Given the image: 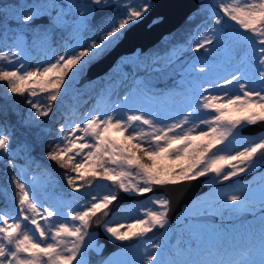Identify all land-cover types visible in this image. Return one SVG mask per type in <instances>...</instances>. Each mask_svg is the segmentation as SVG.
<instances>
[{
  "label": "snow or ice",
  "instance_id": "snow-or-ice-1",
  "mask_svg": "<svg viewBox=\"0 0 264 264\" xmlns=\"http://www.w3.org/2000/svg\"><path fill=\"white\" fill-rule=\"evenodd\" d=\"M110 3L117 12L94 23L97 9ZM150 7L151 0H70L67 5L16 4L0 13V38L12 34L11 46L0 51V82L6 93L24 97L30 124L49 117L87 66ZM216 9L191 49L216 58L195 57L182 69L180 90L157 97L145 86L143 102L134 91L114 102L101 97L75 119V108L66 110L47 141L44 157L52 164L44 167L62 170V190L76 194L75 203L60 194L41 199L45 185L54 187L50 175L43 182L26 174L12 176L18 211L0 209V264H89L87 253L103 248L93 225L109 241L130 245L101 264H264V185L257 198L245 186L232 184L186 212L193 217L258 211V245L235 254L228 250L231 244L223 254L205 244L214 232L210 225L186 223L173 230L171 200L154 192L201 177H212V183L232 181L264 166V132L242 135L246 126L264 124V0H216ZM29 31L31 46L25 42ZM57 32L60 41L54 39ZM33 50L46 58L29 66ZM10 141L0 126V158L15 168L7 159ZM121 193L152 195L124 206L118 205ZM157 230L160 238L149 251L143 242Z\"/></svg>",
  "mask_w": 264,
  "mask_h": 264
},
{
  "label": "rangeland",
  "instance_id": "rangeland-1",
  "mask_svg": "<svg viewBox=\"0 0 264 264\" xmlns=\"http://www.w3.org/2000/svg\"><path fill=\"white\" fill-rule=\"evenodd\" d=\"M69 2L70 0H54L51 3L67 5ZM75 2L87 4L88 0H75ZM135 2L136 0H133V3ZM153 4L154 0H151V7ZM117 10L116 5L113 11ZM213 10L218 11V9H216V0H198L197 8L192 11L188 17L198 15L199 17H202L203 23L190 38V41H187L184 44L171 43L167 48L160 51L156 49L155 45L161 41L148 46L146 49H141L140 46H137L133 51L120 54L115 62L105 72L81 81V76L88 73L89 66L103 57L111 49L110 48L104 55L96 60H93L87 66L84 73L78 76L77 79L70 85V87L66 90V96L61 98V101L56 105L53 114L49 117L41 118L38 122L30 124L32 117L29 115L30 109L28 105L24 103V97L12 96L11 94L6 93V85H3V83L0 82V115L2 116L0 117V126H3L11 137L10 154L7 156V159L13 160L16 164L15 168H8L6 166V160L0 158V209L7 210L11 214H15L18 211L17 198L15 197V186L10 183V179L12 176L24 177L25 174L27 177L36 176L40 178L41 182H43L46 176L50 175V178L55 181L54 187L51 185L44 186V189L40 192L41 199L53 194H60L63 196L65 201L74 204L75 201L72 200V196L76 194H65L62 190V186L63 189H66V182H64L62 177L59 175L62 170L56 169L53 171L51 168L44 167L45 163L48 165L52 164V162L46 161L44 157V149L47 147V141L54 137V130L59 126V123L63 122V117L67 114L66 110L71 112V110L75 108L76 116L73 117L75 119L76 117H79L82 112L94 108L97 100L101 97L114 102L118 98L122 99L125 94H129L134 91L136 97L141 99V102H143L141 92L145 86L152 90L150 95L157 97H163L166 93L173 89L180 90L183 87V85L180 84L182 69L187 67L195 57L200 56L210 60L215 59L216 57H210L209 54L204 53L203 51L194 54L183 67L179 68V74L177 77L162 85L150 83L144 76L150 71L167 66L180 54L185 52V50H183L184 48L192 49L194 41L198 39L205 30V26L210 23L211 19H214V17H212ZM110 14L114 15L112 12L109 13V15ZM104 15L99 17L96 21H94V23L99 24L102 20L100 18ZM160 18L161 16H154L149 24L156 22ZM43 26L45 25H38V27ZM5 27H8V25L6 24ZM154 30H156V28H154ZM228 32L231 33V29H228ZM11 35V32H9V39L7 40L0 38V51H4L7 47L11 46ZM54 39L56 41H60L59 32L55 34ZM225 39H227V36H225ZM32 40V32L29 31L25 36V42L27 45L31 46ZM166 40L168 39L165 37L162 42L165 43L167 42ZM53 47H58V45L54 44ZM45 58L46 57L43 52L33 50L28 61L29 66H34L39 60ZM126 65L130 66L128 67L130 69H126ZM174 99L178 101L180 98L175 97ZM7 117L12 119L15 123L16 128L22 134L23 142L13 139L15 134H12L5 124V119ZM260 132H264V128L254 132L243 131L242 129V135L244 136H253ZM37 165H40V167H37ZM211 181L212 177H206L203 180L206 184V189L194 196L190 202L183 206V208L176 215L175 223L172 224L169 221L171 228L175 230L178 225L183 227L186 223L212 226L214 232L206 237L205 244L208 245L210 249H213L220 254L225 252V249L228 248L229 244L232 245V248L228 250L232 251L234 254L246 251L253 245H258L259 229L261 226L259 219L260 213L258 211L255 215L248 213L246 217H240L242 213L239 215H230L227 212H223L222 216L217 215L214 220L197 219L194 218V216L188 217L186 212L194 205V202L201 198H206L210 194H218V190L228 188L232 184L245 186L251 190L254 197L258 198L260 188L264 185V166H257L250 172L242 173L232 181H226L223 183L218 181L212 183ZM70 191L71 190H68L69 193ZM155 193L156 195H164L168 198L164 192ZM79 195L81 197V202H83L84 194L80 193ZM151 195L152 194H148V196L137 199L131 198L129 202H125L120 205L126 206L132 203L140 202L148 199ZM65 211H67V209H65ZM92 231H95L98 234L96 229ZM160 234L161 231L151 237H148L143 242L149 247V251H151L150 244L158 240L160 238ZM99 243L103 245V242ZM126 246L130 245H123L117 248L116 250L110 252L105 259L112 256L114 253H120L121 248ZM86 259L88 260V253ZM98 264H101V262Z\"/></svg>",
  "mask_w": 264,
  "mask_h": 264
},
{
  "label": "water",
  "instance_id": "water-1",
  "mask_svg": "<svg viewBox=\"0 0 264 264\" xmlns=\"http://www.w3.org/2000/svg\"><path fill=\"white\" fill-rule=\"evenodd\" d=\"M163 1V2H162ZM154 0V4L149 9V11L139 20L132 24V26L127 30L122 39H120L103 57L93 62L89 68L88 73L81 76V81L101 74L105 72L109 67L115 62L118 56L124 52L133 51L137 46L141 49H146L148 46L155 44L159 41L165 34L172 32L176 29L183 20L198 6V0H186L187 4L183 10L175 14L176 7L173 6L171 0ZM115 3H110L107 8H99L94 13L95 21L106 13L113 11ZM154 16H161L154 23H150ZM46 18V17H45ZM156 28V30H154ZM141 34V36L139 35ZM202 52V51H201ZM200 53V52H199ZM194 52L186 51L180 54L167 66L155 69L145 74V79L157 85H162L167 81L175 78L179 74V68L183 67L185 63L193 56ZM264 124H257L253 126H246L243 131L254 132L259 129H263ZM206 177L198 178L197 180L184 182L176 186L167 187H157L154 189L155 192H164L168 199L171 200L170 211H169V221L170 223L176 222L177 213L183 208V206L190 202L194 196L206 189V184L203 180ZM120 200L118 205L129 202L131 198H141V197H131L123 193L120 194ZM247 212L241 214L240 217H246ZM217 215L209 216H194L197 219H216ZM96 229L98 232L97 239L99 242H103L102 250L97 253L94 250L88 252L89 264H98L112 251L123 246L118 241H109L108 238L103 234L102 228L93 225L92 230ZM161 230H157L155 233H150L148 237H151Z\"/></svg>",
  "mask_w": 264,
  "mask_h": 264
},
{
  "label": "trees",
  "instance_id": "trees-1",
  "mask_svg": "<svg viewBox=\"0 0 264 264\" xmlns=\"http://www.w3.org/2000/svg\"><path fill=\"white\" fill-rule=\"evenodd\" d=\"M54 0H0V13L2 14H6L8 13L14 5L16 4H24V3H51ZM117 11H112V14H115ZM109 14H105L102 18H105V16H107ZM203 23V19L202 17H199L198 15L191 17V16H187L183 22L176 28L174 29L172 32L166 34L164 36V38L166 37L167 42H162V39H160L159 42L156 46V49L158 51L167 48L168 45H170L171 43L173 44H184L187 41H190V38L193 36V34L199 29L200 25ZM45 27V26H43ZM183 50H188V48H184ZM130 66H125L126 69H130L128 68ZM2 117V116H0ZM5 124L8 128V130H10V132L12 134H15V136H13V139H17L19 137L20 142H23V138L22 135L20 133V131L16 128L15 123L12 121V119H10L9 117H7L5 119ZM20 134V135H19Z\"/></svg>",
  "mask_w": 264,
  "mask_h": 264
},
{
  "label": "bare ground",
  "instance_id": "bare-ground-1",
  "mask_svg": "<svg viewBox=\"0 0 264 264\" xmlns=\"http://www.w3.org/2000/svg\"><path fill=\"white\" fill-rule=\"evenodd\" d=\"M163 2V1H162ZM165 3L167 2V0L164 1ZM168 3H171L173 6L176 7V10H175V14L179 13L181 10H183L187 4V1L186 0H171V2H168ZM141 36V34H139ZM99 75V74H98ZM142 93V92H141ZM121 96V95H120ZM142 97V96H141ZM61 109V108H60ZM56 111V110H55ZM62 115V114H61ZM1 116V115H0ZM1 121V120H0ZM20 135V134H19ZM22 135V134H21ZM20 137V136H19ZM19 137H18V140H19ZM23 140V139H22ZM31 140V139H30ZM20 142V141H19ZM24 146V144H23ZM21 149V148H20ZM23 151V150H22ZM26 152V151H25ZM67 202V201H66Z\"/></svg>",
  "mask_w": 264,
  "mask_h": 264
}]
</instances>
